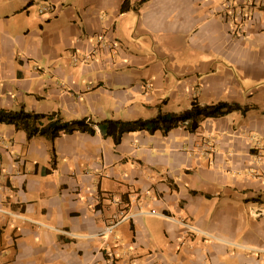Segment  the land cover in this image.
Here are the masks:
<instances>
[{"label": "crops", "instance_id": "obj_1", "mask_svg": "<svg viewBox=\"0 0 264 264\" xmlns=\"http://www.w3.org/2000/svg\"><path fill=\"white\" fill-rule=\"evenodd\" d=\"M221 1L0 0V110L97 125L238 108L118 143L0 124V264H264V0H239L240 35Z\"/></svg>", "mask_w": 264, "mask_h": 264}, {"label": "trees", "instance_id": "obj_2", "mask_svg": "<svg viewBox=\"0 0 264 264\" xmlns=\"http://www.w3.org/2000/svg\"><path fill=\"white\" fill-rule=\"evenodd\" d=\"M146 1L141 0L140 4ZM236 109L238 108L224 103L212 106L200 105L197 100H194L190 108L180 115L160 114L148 121L104 122L97 125L85 121L63 123L53 116H41L24 110L18 112L0 110V124L10 125L18 131H24L28 140L40 136L49 141L76 131L94 134V127H97L102 134L111 136L114 142L118 143L122 135L126 133L145 131L154 134L160 132L165 136L171 130L179 127H184L187 131L193 133L203 121L228 115Z\"/></svg>", "mask_w": 264, "mask_h": 264}, {"label": "built area", "instance_id": "obj_3", "mask_svg": "<svg viewBox=\"0 0 264 264\" xmlns=\"http://www.w3.org/2000/svg\"><path fill=\"white\" fill-rule=\"evenodd\" d=\"M246 5L249 6L251 3L246 1ZM243 2L239 0H223L221 1L217 9L215 10L218 18L222 20V22L228 27L230 35H240V31H242V26L245 21H251V17L249 13L245 11V7L243 6ZM46 12L45 8H40L38 10V15H44ZM264 215L263 210H257L253 216L255 218L261 217ZM117 223L110 224L106 229V233H111L113 228ZM190 233H194L196 230L193 228H189Z\"/></svg>", "mask_w": 264, "mask_h": 264}, {"label": "rangeland", "instance_id": "obj_4", "mask_svg": "<svg viewBox=\"0 0 264 264\" xmlns=\"http://www.w3.org/2000/svg\"><path fill=\"white\" fill-rule=\"evenodd\" d=\"M215 14H216V12H215V11H213V12H212V15L214 16Z\"/></svg>", "mask_w": 264, "mask_h": 264}]
</instances>
